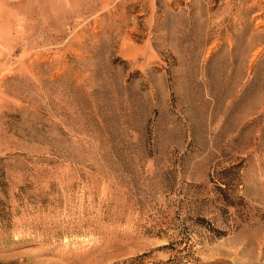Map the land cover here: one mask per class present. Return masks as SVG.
<instances>
[{
	"label": "rangeland",
	"instance_id": "obj_1",
	"mask_svg": "<svg viewBox=\"0 0 264 264\" xmlns=\"http://www.w3.org/2000/svg\"><path fill=\"white\" fill-rule=\"evenodd\" d=\"M0 54V264H264V0H0Z\"/></svg>",
	"mask_w": 264,
	"mask_h": 264
},
{
	"label": "trees",
	"instance_id": "obj_2",
	"mask_svg": "<svg viewBox=\"0 0 264 264\" xmlns=\"http://www.w3.org/2000/svg\"><path fill=\"white\" fill-rule=\"evenodd\" d=\"M3 201L0 199V204L2 203ZM7 214H8V212L4 209V208H2L1 206H0V220H5L6 219V217H7Z\"/></svg>",
	"mask_w": 264,
	"mask_h": 264
},
{
	"label": "bare ground",
	"instance_id": "obj_3",
	"mask_svg": "<svg viewBox=\"0 0 264 264\" xmlns=\"http://www.w3.org/2000/svg\"><path fill=\"white\" fill-rule=\"evenodd\" d=\"M0 61H1V54H0ZM1 63V62H0ZM2 64V63H1ZM2 67H3V65H2Z\"/></svg>",
	"mask_w": 264,
	"mask_h": 264
}]
</instances>
